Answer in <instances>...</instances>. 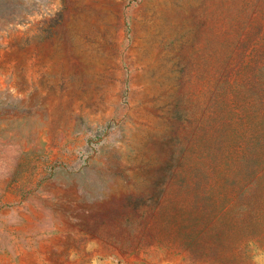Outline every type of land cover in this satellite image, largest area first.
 <instances>
[{
	"label": "rangeland",
	"instance_id": "obj_1",
	"mask_svg": "<svg viewBox=\"0 0 264 264\" xmlns=\"http://www.w3.org/2000/svg\"><path fill=\"white\" fill-rule=\"evenodd\" d=\"M0 264H264V0H0Z\"/></svg>",
	"mask_w": 264,
	"mask_h": 264
}]
</instances>
